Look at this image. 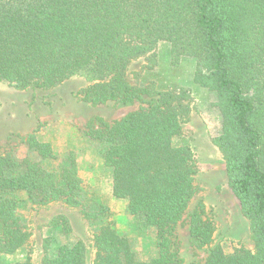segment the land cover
<instances>
[{
  "label": "trees",
  "instance_id": "trees-1",
  "mask_svg": "<svg viewBox=\"0 0 264 264\" xmlns=\"http://www.w3.org/2000/svg\"><path fill=\"white\" fill-rule=\"evenodd\" d=\"M161 42L174 64L193 58V83L215 96L218 132L211 142L254 242L253 251L215 246L203 264H264V0H0V84L48 90L82 78L88 84L76 96L83 102L141 103L119 120L88 126L111 173L110 196L88 184L75 152L59 160L35 131L23 139L26 155L0 153V264H33L6 261L30 237L18 214L19 192L39 206L86 205L83 216L95 225L92 264H182L176 230L198 193L195 155L175 142L191 112L186 91L128 79L131 64L151 62ZM55 160L57 170L46 165ZM111 198L125 202L139 231H153L149 260L115 225ZM49 226L71 231L64 216ZM188 227L193 246L212 244L216 226L203 202ZM87 256L76 239L52 252L45 246L36 264H88Z\"/></svg>",
  "mask_w": 264,
  "mask_h": 264
},
{
  "label": "rangeland",
  "instance_id": "rangeland-1",
  "mask_svg": "<svg viewBox=\"0 0 264 264\" xmlns=\"http://www.w3.org/2000/svg\"><path fill=\"white\" fill-rule=\"evenodd\" d=\"M194 69L195 61L190 57H183L174 64L169 44L161 42L155 48V57L151 62L139 59L128 70V79L132 83L145 85L152 82L161 91H186L185 102L191 112L182 124L181 134L175 138V142L190 146L195 155L197 173L194 183L198 193L190 202L176 230V246L182 264H203L215 246H220L226 253L241 247L254 250L248 222L227 183L225 163L211 142V136L218 132V114L212 107L215 96L193 83ZM87 84L82 78L69 79L48 90H15L0 84V153L13 151L20 157L26 155L27 148L22 143L23 139L35 131L39 140L52 146L59 160L62 161L69 151L75 152L82 175L89 179L88 184L110 196L111 193L105 190L110 189L111 173L101 160L100 145L88 136V126L92 124L96 127L100 121L111 123L119 120L138 109L141 103L83 102L76 93ZM46 165L55 170L59 168L57 160ZM15 198L18 200V214L30 237L27 245L6 258L7 262L28 258L36 264L45 246L52 252L60 244H70L81 239L88 248V264H92L95 225L83 216L86 205L71 208L57 201L39 206L30 203L22 192L17 193ZM200 201L204 203L216 226L212 244L203 248L191 244L188 227L189 214ZM111 211L112 220L125 232L136 255L142 260L152 258L156 252L153 231H139L136 218L126 212L122 200L111 198ZM58 216L68 219L71 229L69 233L57 226H49L50 221Z\"/></svg>",
  "mask_w": 264,
  "mask_h": 264
},
{
  "label": "crops",
  "instance_id": "crops-1",
  "mask_svg": "<svg viewBox=\"0 0 264 264\" xmlns=\"http://www.w3.org/2000/svg\"><path fill=\"white\" fill-rule=\"evenodd\" d=\"M107 189H108V188H106L105 192L108 193V194H110V193H111V189H108V190H107ZM66 243L69 244L68 242H66ZM66 243H65V244H66Z\"/></svg>",
  "mask_w": 264,
  "mask_h": 264
}]
</instances>
